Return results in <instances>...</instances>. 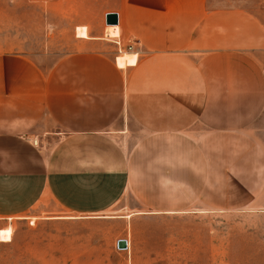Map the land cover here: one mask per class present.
Segmentation results:
<instances>
[{
  "label": "crops",
  "instance_id": "1",
  "mask_svg": "<svg viewBox=\"0 0 264 264\" xmlns=\"http://www.w3.org/2000/svg\"><path fill=\"white\" fill-rule=\"evenodd\" d=\"M113 3L76 9L66 65L0 81V220L173 212L194 170L264 157V0Z\"/></svg>",
  "mask_w": 264,
  "mask_h": 264
},
{
  "label": "rangeland",
  "instance_id": "2",
  "mask_svg": "<svg viewBox=\"0 0 264 264\" xmlns=\"http://www.w3.org/2000/svg\"><path fill=\"white\" fill-rule=\"evenodd\" d=\"M114 1L0 0V81L20 79L24 68L34 79L66 65V55L78 48L76 9ZM100 18L101 12L89 20ZM77 33L87 36V29L78 27ZM194 171L185 193L175 195L173 212L133 213L128 197L119 215L130 214L119 222L47 218L54 214L0 220V264H264L263 155L253 151L251 162L229 170ZM121 238L128 240L127 249L118 247Z\"/></svg>",
  "mask_w": 264,
  "mask_h": 264
},
{
  "label": "water",
  "instance_id": "3",
  "mask_svg": "<svg viewBox=\"0 0 264 264\" xmlns=\"http://www.w3.org/2000/svg\"><path fill=\"white\" fill-rule=\"evenodd\" d=\"M118 22L117 20V14L111 13L107 15V23L108 24H116ZM118 247L120 249H127L128 248V240L126 238H121L118 240Z\"/></svg>",
  "mask_w": 264,
  "mask_h": 264
},
{
  "label": "built area",
  "instance_id": "4",
  "mask_svg": "<svg viewBox=\"0 0 264 264\" xmlns=\"http://www.w3.org/2000/svg\"><path fill=\"white\" fill-rule=\"evenodd\" d=\"M115 43H116V45L118 46V48H119V53H123V50H124V47L122 46V43H121V41L119 40V39H116L115 40ZM127 50L128 51H133L134 50V46L133 45H128L127 46ZM128 246H129V243H128Z\"/></svg>",
  "mask_w": 264,
  "mask_h": 264
}]
</instances>
